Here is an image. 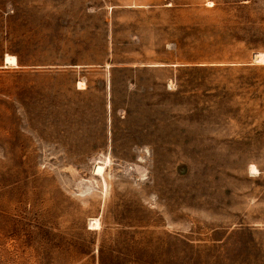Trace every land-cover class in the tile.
I'll return each instance as SVG.
<instances>
[{
	"label": "rangeland",
	"instance_id": "374dc122",
	"mask_svg": "<svg viewBox=\"0 0 264 264\" xmlns=\"http://www.w3.org/2000/svg\"><path fill=\"white\" fill-rule=\"evenodd\" d=\"M260 53L264 0H0V264H264Z\"/></svg>",
	"mask_w": 264,
	"mask_h": 264
},
{
	"label": "bare ground",
	"instance_id": "6f19581e",
	"mask_svg": "<svg viewBox=\"0 0 264 264\" xmlns=\"http://www.w3.org/2000/svg\"><path fill=\"white\" fill-rule=\"evenodd\" d=\"M256 60L258 62H264V55L262 53L258 54L256 56ZM5 62H6L5 63L6 65H17V59L15 56L7 55ZM80 86H82L81 83H80ZM104 171H105V167L103 165H99V166L97 165V167L95 168L96 175L98 176L103 175ZM92 222H93L92 225H99L100 223L98 219H93Z\"/></svg>",
	"mask_w": 264,
	"mask_h": 264
}]
</instances>
